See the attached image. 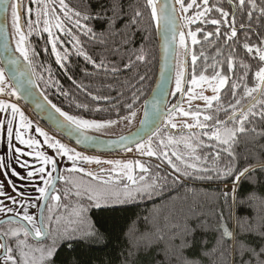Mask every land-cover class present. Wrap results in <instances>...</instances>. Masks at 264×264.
I'll list each match as a JSON object with an SVG mask.
<instances>
[{"label":"snow or ice","instance_id":"snow-or-ice-1","mask_svg":"<svg viewBox=\"0 0 264 264\" xmlns=\"http://www.w3.org/2000/svg\"><path fill=\"white\" fill-rule=\"evenodd\" d=\"M228 3L233 8H239L241 17H246L249 22L253 20L254 13H258L257 19L264 17V0H237L236 3L233 0H228ZM177 5L179 6V15L177 14ZM145 7L150 10V19L155 23L158 32L163 25L165 56L167 57L169 50H172L177 71L175 89L170 92V95L175 97L180 94L181 98L187 96L189 105L194 100L203 101L205 105L202 110L198 108L193 111L191 107L185 110L180 102L173 103L161 121L163 128L156 126L146 142L135 143L138 153L147 157H155L162 164H166L171 172L164 175L157 172L151 178H146L144 174L149 173L150 168L139 160L133 164L131 161L101 160L84 156L49 136L38 125L35 127V133L38 134V137H43V141L38 137L28 136L25 138V132L32 128L33 122L25 116L16 101L32 97L33 92L31 89H25L22 93L18 85L9 82L4 69L0 67V151L3 153L0 156V174L5 177L8 187L11 188V193L6 192L4 190L5 181H0V198H3L0 199V213L6 216L9 213L12 214L7 220L0 221V264H56L60 248L62 246L71 247V244L77 239V234H79V240L99 241L105 238L104 234L89 221L87 215L89 208L98 204L101 199H114L126 203L154 200L157 197L162 201L160 206L144 217L142 222H133L125 230L130 256L138 257L142 253L146 255L156 249L157 256L163 253L165 260L170 264L172 262L174 264H204V260H207L208 264H217V261L219 264H224L226 258L230 260L231 264H264V246L254 247L239 239V236L244 234L258 235L264 238V192L260 191L262 185L255 173L258 166L260 171L264 172V163L259 161L252 163L245 156L243 157L244 163L241 164L240 159L233 151V144L236 143L238 134L257 133L251 118L258 116L264 120V47L249 43L250 38L245 34L242 48L248 55L254 54V58H258L261 62V66L254 73L256 83L249 87L246 81L251 66L243 59H240L237 64V58L234 55L235 48L229 52L225 59H220L223 55L220 48H215L214 54L206 53L201 49L197 55L187 43V38H190L191 45L200 44L201 40L198 39L200 33H203L204 41L212 43L213 36L217 38L221 36L222 25L227 29L223 33L225 41L237 42L238 30L235 12L232 13L230 21V13L224 10L221 0H215L214 3H210V0H187V2L186 0H174V4L171 6L167 3L161 5L160 0H146ZM9 9L11 32L7 30L6 26H0V40H2L0 47L4 52L11 53L6 57L8 65L14 67L11 79H18L17 72L20 76H24L25 73L19 71L21 67H24L28 72V84L32 88L38 87L34 77L44 81L46 87L55 88L57 93L69 99L70 104H74L76 109L88 111L89 106L87 103L79 102L73 93L64 90L60 82L54 79L50 65L45 68L47 79H45L44 73L37 76L34 58L39 57L40 52L30 42L33 35L47 34L46 43L51 45L55 63L63 70L72 84L83 92H87V88L69 73L68 65L73 52L76 56L82 57L86 63L91 64L97 71L107 73L110 70L113 74L122 69L130 70L136 64H144L148 59L149 53L141 44L138 49L128 55L127 63H121L118 67L112 62L106 63V57L103 55L99 59L94 58L82 43L81 37H87L89 40H99L101 44H105L106 34L119 35L122 43H130L127 28L120 29L118 25V21L121 24L124 23L119 0H112L110 5H106L103 0H95L94 4L89 0L84 11L70 8L65 0H58V4L57 0H28L27 4L24 0H0V11L5 13L3 21L5 25L8 21ZM213 12L219 14L218 17L213 16ZM142 17L143 12L137 8L128 23L138 24L137 18ZM89 21L100 24L102 30L97 33L94 27L88 23ZM192 25H215L216 28L214 32L199 26L193 30ZM245 28V23L241 22L240 29ZM184 29H187V32ZM149 37L150 33L143 39L148 40ZM259 43L264 45V38ZM177 47L181 51H177ZM43 51L46 53L47 47ZM119 52V47L114 48L113 54L118 55ZM189 54H191L192 75L191 80L186 81V57ZM179 57H184V59H179ZM201 58H203L204 67L197 74L196 65ZM109 64L112 65L110 68ZM225 64L227 72H225ZM237 66L242 69V72L233 81L231 85L232 99L225 106L221 100V93L231 79L227 73L234 75ZM209 68L211 69L210 75L206 74ZM160 75L161 82H163L164 69H161ZM146 78V74H138L136 83L130 85L134 90L130 100L124 104L128 113L121 115L117 112V119L98 121L69 114L49 100L43 90L40 92V96L44 103L36 101V106L41 111H46L45 105L54 110L62 118L61 121H57L59 127H69L78 133L80 139L77 140V143H80L81 139L89 141L90 137L87 134L89 131L106 130L121 122L127 124L134 122L137 116L136 106L140 101V88L137 85ZM241 81L245 82L243 94L238 96ZM186 83H190L191 87L186 88ZM205 84L208 85V89L203 88ZM161 86L162 84H157V88ZM197 88H200L201 91L197 92ZM209 89L213 95H204V91ZM88 95H91L93 100L102 98L92 95L91 92H88ZM103 99H107V97H103ZM244 100H247L248 103L243 104ZM143 107L144 119L141 121L140 131L149 125L148 101H144ZM152 108L159 113L158 104L153 103ZM99 110V108L95 109V111ZM221 112L224 113L223 119L219 115ZM17 117L19 118L18 125ZM178 117H190L194 122H184L181 126L176 123ZM246 125H252V127L249 128ZM169 128H182V130L173 134L168 131ZM192 129L199 131L192 132ZM140 131L136 135H140ZM162 131L166 135L162 136ZM128 140V137H121L120 143L126 151L131 152L132 147L124 143ZM45 146L46 149L52 150V155L47 154L46 150H41ZM201 149L209 151L201 154ZM222 153L225 154L223 157ZM22 157H31L33 163L22 160ZM57 157H66L68 161L72 162V167L67 169L70 174L84 173L85 170L77 166V161L111 165L113 169L120 170L116 174L125 176L129 184H125L122 191L107 188L101 190L91 185L73 184V189L66 191L65 198L68 197L69 192L77 197L73 215L77 218L78 223L87 225V227L63 231L57 229L53 234L49 225L45 223L43 213L37 217L29 213V208H40L39 201L41 200L56 202L61 200L59 194H52L56 192L55 180L72 183L70 178L65 179L60 175L53 177V173L59 171ZM210 160L211 163H209ZM222 160L223 164L221 165ZM35 162H38L39 166H36ZM16 166L25 169V173L21 174L17 171ZM156 167L159 169L160 164H157ZM134 169H138L141 173L139 182L133 175ZM85 174L93 180L97 179V176L91 172ZM11 177L30 182L38 193L34 202L33 198L20 191ZM170 178L172 183L177 180H185L220 181L227 184L228 181H231L232 187L222 194L225 207L228 210V218L225 219L224 209L207 208L203 201L188 200L187 198L182 199L179 203L172 201L171 197L164 194L165 187L170 186ZM242 178L253 187L245 196L237 197L238 186L241 185ZM109 179L111 180V176ZM102 183L107 185L109 181H102ZM84 200H87L88 203H83ZM233 205H246L251 213L250 216H237L234 246L227 243L234 240V233L229 224ZM43 207L49 212L52 211L50 205L46 204ZM213 215L217 217L213 230L217 232L218 238L217 243L212 248H208L206 246L207 238L201 236L198 240L197 237L198 233L209 230L210 225L207 217ZM29 238L37 241L41 246L34 247L29 243ZM45 240L49 241L46 245H44ZM198 243L199 248L197 249ZM193 249H197V251L189 255ZM221 249L224 250L221 251Z\"/></svg>","mask_w":264,"mask_h":264},{"label":"trees","instance_id":"trees-1","mask_svg":"<svg viewBox=\"0 0 264 264\" xmlns=\"http://www.w3.org/2000/svg\"><path fill=\"white\" fill-rule=\"evenodd\" d=\"M70 8L84 11L85 5L89 3V0H65ZM94 4L95 0H91ZM106 5H110L112 0H103ZM122 12L124 23H119L120 29L127 28L128 38L130 43H122V39L119 35H105L104 40L105 44H101L99 40H89L87 37H81L82 43L84 44L85 49L93 55L94 58L99 59L101 55L106 57V63L112 62L116 66H120L121 63H127L128 55L138 49L141 44H143L148 51V59L144 64H136L130 70L122 69L118 73H111L109 70L107 73L104 71H97L93 68L91 64L86 63L82 57H78L74 54L70 58L69 73L77 80L79 83L83 84L87 88V92L80 91L76 88L74 84L67 78L63 70L55 63V56L51 53V47L46 46L48 51L45 53L43 49L45 45L34 44L37 51L40 52V56L34 58V68L37 73V76L41 73H44L45 79H47V73L45 68L51 66L54 79L58 80L63 86L64 90H67L76 97V99L81 103H87L89 106L88 111L83 109H76L74 104H70L69 99L59 95L55 88L46 87L44 81H40L35 78L38 87L40 90L45 91V94L48 96V99L51 100L54 104L60 107L63 111L68 112L69 114L83 116L86 119H95L98 121H103L107 119H117L116 113L119 112L121 115H126L128 110L124 108V104L130 100L131 93L134 89L130 87L131 84L136 83L138 79V74H146L147 78L137 85L140 88V101L137 104L136 108L139 109L143 101L149 95L157 72L158 65V47L156 34L154 29V22L150 19V10L145 7L146 0H119ZM234 3L237 0H233ZM210 3H214L211 2ZM224 10L230 13L226 0H223L222 3ZM139 8L143 12L142 18H137L139 20L138 24L131 25L128 21L133 17L135 10ZM213 16L218 17L219 14L213 12ZM236 15V27L240 29V23L243 22L246 25L245 29L238 31L237 42L225 41L223 36L224 31H226L225 26H221V36L219 38L213 36L211 38L212 43L204 41L202 39L203 33L198 34V39L201 40L200 44L195 46L191 45V39L187 38L189 48L194 50L197 55L201 49L206 53L214 54L215 48L222 49V57L220 59H225L229 52L235 48L234 55L237 58V64L240 59H243L247 64L251 66L247 78V85L249 87L254 86L256 83L254 78V73L261 66L258 58H254L253 55H248L246 51L242 48V43L245 41V34L250 38L249 43L264 47L260 45V40L264 38V17L257 19L258 13L253 14V20L249 22L246 17L242 18L239 8L235 10ZM231 13L229 15V20L231 21ZM68 23V22H66ZM94 29L99 33L102 30V26L95 21L88 22ZM250 24V27H248ZM70 27L71 24L69 23ZM204 27L207 31L215 30V25H194L195 27ZM150 37L148 40H144L145 36ZM71 47L70 45H66ZM119 47L120 52L118 55L113 54L114 48ZM59 48V45H58ZM112 65L109 64V68ZM204 63L203 58L197 61L196 73L199 74L203 69ZM225 72H227V66L224 65ZM87 72V75H86ZM242 69L238 66L235 69V74L227 73L231 79L229 80L228 85L225 86L221 93V100L225 106L232 99L231 97V85L234 80H236L241 74ZM208 75L211 74V69L209 68ZM192 75V64H191V54L188 55V81L191 80ZM244 81L240 82V88L238 90V96L243 94V85ZM88 92H91L92 95L102 97L98 100H93L91 95H88ZM107 97V99H103ZM243 104L248 103L247 100L242 102ZM99 108V111L95 109ZM259 108V106H258ZM257 108V110H258ZM202 110V109H201ZM220 118H224V113L221 112ZM252 123L257 129V133L248 132L245 134H238L236 143L233 144V151L240 159V163H244L243 157L247 156L249 161L252 163H264V120L260 117L251 118ZM37 120V119H36ZM38 121V120H37ZM39 122V121H38ZM40 123V122H39ZM246 127L251 128L252 125H246ZM48 129V128H47ZM50 130V129H48ZM198 129L193 130L192 132H198ZM161 135L164 136L166 133L163 131ZM154 137V141H155ZM206 140V138H204ZM146 142V141H145ZM207 142V141H206ZM155 147V144H154ZM182 147V146H181ZM171 151V148L169 149ZM209 151L208 149H201V154ZM222 157L225 154H221ZM146 160H141L142 163H145L146 166L150 168V172L144 174L146 178H151L155 173L160 172L162 175L171 172V169L167 167L166 164H162L155 157H145ZM174 159V158H173ZM211 163V160L209 161ZM157 164H160V168L156 167ZM223 160L221 161V165ZM257 179L260 180L261 185L260 191L264 192V172L260 171L259 166L255 169ZM64 178L67 179L66 175L70 173L67 170L63 172ZM71 176L75 178H81L83 176L80 173H71ZM133 175L137 178L139 182V176L141 173L139 170H134ZM99 176V175H98ZM96 180H93L97 183H102V181H109L106 186H112L116 188H122L125 184H129L128 181H120L114 175H105V177H98ZM111 176V180L109 177ZM70 177V176H69ZM74 183H65V180L60 182L58 189L55 194L61 196L59 202L49 201L47 205H50L52 211L49 212L45 208L44 217L45 223L49 225L50 230L55 233V230L59 229L63 231L65 228L68 230L72 229H82L87 227L78 223L77 218L74 216L73 219L66 218L67 213H70L71 209L76 202L74 194L69 192L68 197L65 198L66 191L71 190ZM103 184V183H102ZM104 185V184H103ZM169 185L165 187V196L171 197L172 201L179 203L182 199L187 198L188 200L203 201L204 205L207 208L212 209H224L225 219L228 218V210L225 207V200L223 193L225 192L223 187L228 185L232 187L231 181H228L227 184L220 181H211V182H200V181H185L177 180L175 183H172L171 178L169 179ZM70 186V187H69ZM253 187L252 184L243 181L241 185L238 186L237 197L245 196L248 191ZM75 201V202H74ZM161 199L157 197L154 200L147 201H136V202H114L106 205H93L89 208L87 213L89 221L93 223L103 234L104 239L99 241L91 240H79L77 234V239L71 244V247L62 246L59 250V254L56 257V264H170L169 261L165 260L163 253L159 256L156 254V249H153L148 254H141L138 257L130 256L128 253L130 251L129 244L125 239V230L127 227L136 221H143V218L148 216L154 209L158 208L161 203ZM83 203H85L83 201ZM75 208V206L73 207ZM246 205H233L232 207V218L229 221L230 228L234 233V240L228 241L229 245L235 244L236 238V219L237 216L245 217L250 216ZM51 217V220H49ZM210 228L206 232L198 233L197 239L201 236L207 238V247L212 248L213 245L217 243V232L213 229L215 228L217 217L208 216L207 217ZM58 221V222H57ZM5 227H7L5 225ZM239 239L246 241L248 244L254 247L264 246V238H261L258 235H240ZM49 241L45 240L44 245ZM29 243L34 247L41 246L39 243L34 242L29 238ZM199 248V243L197 244V249ZM197 249H193L192 252H189V255L194 254ZM224 249H221L223 251ZM174 264V262H172ZM204 264H208L207 260H204ZM219 264V261H217ZM224 264H231L229 259H225Z\"/></svg>","mask_w":264,"mask_h":264},{"label":"water","instance_id":"water-1","mask_svg":"<svg viewBox=\"0 0 264 264\" xmlns=\"http://www.w3.org/2000/svg\"><path fill=\"white\" fill-rule=\"evenodd\" d=\"M167 3L168 5H173L174 0H160V4L163 5ZM177 7V6H176ZM177 7V14L178 13ZM8 21L7 24H3L5 13L0 11V26H6L7 30L11 32L10 26V9L8 12ZM154 29L156 34L157 40V47H158V65H157V72L156 77L152 86V89L144 101H148V111H149V125L143 128V131H140L142 125L141 121L144 119V101L141 104L140 108L137 109V116L133 123L127 124L126 122H121L109 129L97 131L98 134L89 131L87 134L90 137L89 141H83L81 139L80 143H77V140L80 139L78 133L73 131L69 127H59L57 125V121H61L62 118L59 117L57 113L54 112L51 108L46 107V111H41L36 106V101L40 103H44L42 97L40 96V88L35 87L32 88L31 85L28 84V72L24 67L20 68V72H24V76H20L19 72L16 73L18 79L12 80V74L14 71V67L8 65L6 57L11 55V53H6L3 51V48L0 47V67H2L5 71L6 77L9 79V82L12 84H16L20 87L21 92L23 93L25 89H31L33 92V96L29 97L28 99L21 98L20 101L22 104L30 111V113L45 127L50 129L52 132L57 134L66 142L73 145L77 150L84 152V153H92V154H102V155H114L125 152V147L120 143L121 137H128L129 140L125 141L124 143L127 144L129 147L134 148L135 143L137 142H145L149 135L153 132L156 126H160L163 128L161 123L163 117L167 113V109L171 107L173 103L180 102L182 104L183 98H181L180 94H177L175 97L170 95V92L174 91L175 89V75L177 68L175 67V62L172 55V50L170 49L167 57L163 51L164 48V29L163 25L159 32L154 23ZM0 44H2V40H0ZM177 45H178V38H177ZM14 48V44L12 45ZM177 51H181L177 47ZM18 55V54H16ZM179 59H184V57H179ZM187 61V71L185 75V80L188 81V56L186 57ZM21 64L23 62L21 61ZM161 69H164V79L161 82ZM35 83V77L33 78ZM157 84H162L160 88H157ZM187 88V83L185 84ZM153 103L159 105V113L155 112L152 108ZM51 114V116H50ZM94 131V130H93ZM140 131V135H136V133ZM169 131V130H168ZM171 132V131H169ZM172 133V132H171ZM177 133V132H176ZM175 134V133H173ZM58 173H54V177H56ZM58 180H55V184H57ZM47 201L42 200L40 205L41 207L38 208L37 217L43 213L44 205H46ZM10 217H6L7 220ZM39 222V221H38ZM32 239V238H31ZM33 240V239H32ZM37 243V241L33 240Z\"/></svg>","mask_w":264,"mask_h":264},{"label":"rangeland","instance_id":"rangeland-1","mask_svg":"<svg viewBox=\"0 0 264 264\" xmlns=\"http://www.w3.org/2000/svg\"><path fill=\"white\" fill-rule=\"evenodd\" d=\"M178 11H179V9H178ZM188 87H191L190 83H187V88ZM203 88L204 89H208V85H206V84L203 85ZM196 91L200 92L201 89L197 88ZM204 95L212 96L213 93L209 89V90L204 91ZM181 105H182V107L185 108V110H188L189 107H191V109L193 111L197 110L198 108L199 109H203L205 107L204 102L200 101V100H194V101L191 102V105H189V101L187 100V96L184 97L183 102H182ZM18 106L21 108L19 103H18ZM21 110H22V108H21ZM27 118L33 122V125H32V128L29 131L25 132V138H27L28 136H32L33 138H37L38 137V134L35 133V127L37 125L42 130H44L45 132L47 131L46 130L47 128L43 129L42 125H40V123L37 120L35 122L31 118H29V117H27ZM18 122H19V118L17 117V125H18ZM184 122L193 123L194 121L190 117H178L177 120H176V123L178 125H181V126H182V124ZM168 130L171 131V132L176 133L178 131H181L182 128H178V129H170L169 128ZM193 130H195V129H192L191 131H193ZM91 132H94V133L98 134L97 131H91ZM51 133L49 134V136L53 137ZM38 138L41 141H43V137H38ZM54 139L59 140L57 135H56V137ZM59 141L61 143L65 144L67 147H69L71 149H74L76 152H80L84 156H88V157H92V158H99L101 160H114V161L115 160H119L121 162H129V161H131V162H133V164L135 163L136 160H139L140 162H142L141 160H146V158H145L146 156L141 155L140 153H138L136 151L135 147L132 148L131 152L125 151V152H122V153H119V154H114V155H102V154L84 153V152H81V151L77 150L73 145H71L70 143H68L66 141H63V140H59ZM21 147H23V146H21ZM41 150H46L47 154H49V155L53 154L51 149H46V146L44 147V149H41ZM2 155H3V153H2V151H0V156H2ZM21 159L22 160H27V161H29V163H33L31 157H22ZM57 162H58L59 170L64 171V170H67L68 168L72 167V162L68 161L66 157H62V158L61 157H57ZM35 163H36V166H39L38 162H35ZM77 166L82 167L85 170L84 173H80V174H85V173L91 172V173H93L95 175L97 174L96 176H98V173H99L100 175L98 177H105V175H114L120 181H123V182L127 181L125 176L116 174V173L120 172L119 169H113L112 166L108 165V164H99V165H97L95 163H87V162H84V161H77ZM16 167H17V171H19L21 174L25 173V171H26L25 169H20L18 166H16ZM101 170H103V171H101ZM136 170H138V169H136ZM85 176L90 178L91 180H89L88 178H79V177L75 178V177H73V175L72 176L70 175V177H68V178H70L72 183H74L75 185H81V186L91 185L92 187H97V188H99L101 190L107 188L109 190H121L122 191V188L106 186V185H103L102 183H97V182L93 181L92 178L90 176L86 175V174H85ZM11 179L13 181L19 183V184H22V185L26 186L25 188H22V192L26 193L29 197L33 198V202H34V198H35L36 195H38V193L31 186L30 182L29 181H20L16 177H11ZM0 181H5V189L4 190L6 192L11 193V189L8 187L7 182L5 180V177L2 174H0ZM35 182L36 183H41L39 181H35ZM41 186H42V184H41ZM230 188H231V186H228V185L223 187L224 191H227ZM71 189H73V187H71ZM13 195H14V193H13ZM75 198H76V202L74 201L75 203H74L73 207L76 206V204H77V197L75 196ZM0 199H3V198H0ZM18 199H19V197H18ZM84 202L88 203L87 200H84ZM114 202H120V201H116L114 199H109V200L101 199L97 205H106V204H111V203H114ZM9 206H11V205H9ZM73 207L71 209V206H70V213H67V216H66V218H68L69 220L74 218V216H73L74 208ZM36 209L37 208H31L30 207L29 211L32 212V215H34L35 212H36ZM9 215H12V214L11 213L7 214V216H9ZM7 216L5 214H3V213H0V219L3 218V217H7ZM60 229L65 230L64 227L60 228Z\"/></svg>","mask_w":264,"mask_h":264},{"label":"flooded vegetation","instance_id":"flooded-vegetation-1","mask_svg":"<svg viewBox=\"0 0 264 264\" xmlns=\"http://www.w3.org/2000/svg\"><path fill=\"white\" fill-rule=\"evenodd\" d=\"M211 2H215V0H210ZM236 1V0H235ZM24 2H25V4H27L28 3V0H24ZM186 2H187V0H186ZM221 3H223V0H221ZM226 3H227V5H228V9L230 10V13H231V16H232V13L233 12H235V10H236V8H233L229 3H228V0H226ZM57 4H58V0H57ZM33 7H35V6H33ZM177 7H178V9H179V6L177 5ZM192 26H194V25H192ZM196 28V27H195ZM195 28H193V30L195 29ZM238 31H241L242 29H237ZM184 31L185 32H187V29H184ZM46 40H47V34L46 33H43L42 34V36H37V35H33L31 38H30V42H31V44L34 46V44H36V45H38V44H42V45H45V47L46 46H50L51 47V45L50 44H47L46 43ZM188 43V42H187ZM189 45V44H188ZM14 100H15V98H13ZM18 103H19V105L21 106V108H22V111L24 112V114L27 116V117H29V118H31V113H30V111L22 104V102L19 100V101H17ZM40 125H42V124H40ZM42 128L43 129H46L47 127H45L44 125H42ZM47 131V133L48 134H50L52 131L51 130H48V129H46ZM172 133H174V132H172ZM52 134V136H53V138H55L56 137V135L57 134H55L54 132H52L51 133ZM57 137H58V139L59 140H63L61 137H59L58 135H57ZM63 141H65V140H63ZM58 169H59V167H58ZM63 172L64 171H62V170H59L58 171V175H60V176H63L64 177V174H63ZM83 176H81V178H88V177H86L85 176V174H82ZM97 175V174H96ZM98 175H100L99 173H98ZM67 177H69L70 176V174L69 175H66ZM53 177H54V173H53ZM89 180H91L90 178H88ZM62 180H58L57 181V184H56V190L58 189V186L60 185V182H61ZM15 182V181H14ZM16 183V185H17V187L20 189V191L22 192V188H25L26 186H24V185H22V184H19V183H17V182H15ZM11 189V188H10ZM55 193V192H54ZM54 193H52L53 195H54ZM42 201V200H41ZM41 201H39V204L41 203ZM49 201L50 200H48L47 201V203L46 204H48L49 203ZM37 211H38V208L36 209V212H35V216H37ZM44 211H45V208H44ZM44 211H43V215H44ZM29 213L30 214H32V212H30L29 211ZM12 215H9V216H7V217H11ZM6 217H3V218H1L0 219V221L1 220H3V219H5ZM31 239V238H30Z\"/></svg>","mask_w":264,"mask_h":264},{"label":"built area","instance_id":"built-area-1","mask_svg":"<svg viewBox=\"0 0 264 264\" xmlns=\"http://www.w3.org/2000/svg\"><path fill=\"white\" fill-rule=\"evenodd\" d=\"M31 119H33V118L31 117Z\"/></svg>","mask_w":264,"mask_h":264}]
</instances>
